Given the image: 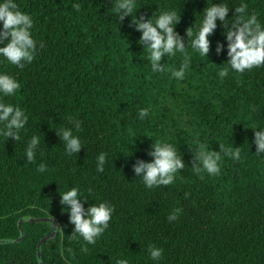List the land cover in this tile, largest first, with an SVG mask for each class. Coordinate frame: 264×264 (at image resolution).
I'll use <instances>...</instances> for the list:
<instances>
[{"label":"trees","instance_id":"16d2710c","mask_svg":"<svg viewBox=\"0 0 264 264\" xmlns=\"http://www.w3.org/2000/svg\"><path fill=\"white\" fill-rule=\"evenodd\" d=\"M212 2L136 0V15L153 13L154 20L161 11L176 10V31L187 42L186 29L195 33ZM226 2L230 8L246 4L264 24V0ZM16 3L33 19L37 48L23 68L0 57V72L20 83L2 102L19 105L28 116L20 141L0 135V264H38L36 246L53 225L30 219L43 217L58 227L40 246L43 264H264V154H256L250 128L264 127V65L243 73L231 69L226 49L215 53L222 40L218 28L208 57L191 48L189 37L191 62L177 80L171 70L184 56L162 58L165 71L154 72L137 43L140 33L130 27L131 17L119 20L115 0ZM222 68H228L223 79ZM142 108L149 111L141 120ZM75 120L79 130L70 122ZM64 128L81 139L78 153L65 151L57 135ZM33 135L40 144L30 162L25 148ZM152 141L172 143L184 159L169 185L148 188L134 173L137 159H152ZM198 143L216 151L219 144L239 147L240 158L221 154L218 174L196 172L191 149ZM101 152L106 163L99 172ZM41 163L44 172L37 170ZM74 186L89 204L114 208L94 244L71 237L74 225L59 193ZM173 213L176 219L169 221ZM19 221L23 236L15 242ZM149 245L163 249L159 261L150 258Z\"/></svg>","mask_w":264,"mask_h":264},{"label":"clouds","instance_id":"9594fccd","mask_svg":"<svg viewBox=\"0 0 264 264\" xmlns=\"http://www.w3.org/2000/svg\"><path fill=\"white\" fill-rule=\"evenodd\" d=\"M79 10L80 5H74ZM247 5L241 3L239 7L230 8L226 0L212 2L204 7L202 19L193 34L191 27L186 29L187 42L184 36L176 31V25L181 19L174 9L161 11L152 19L151 16L136 13V0H115V12L120 21L131 17L130 27L140 33L137 43L147 50L151 67L154 72L165 71L162 58L173 56L177 52L184 56L179 69H172L171 76L177 80L184 78L185 71L191 62V57L186 50L189 37L191 48L201 56L208 57L212 41L210 37L217 29H221L222 40H217L215 53L220 55L225 52L228 66L236 72L243 73L246 69L264 65V24L255 13L247 11ZM234 9V10H233ZM232 13L229 16V13ZM135 15L133 16V13ZM33 19L27 12L19 9L16 0H0V57L9 63L23 68L26 63H31L35 56L37 42L33 36ZM228 74V68H222L218 75L223 79ZM20 89L18 80L7 73L0 72V135L14 141H20V132L25 128L28 116L19 105L2 102L5 96L11 97ZM148 109L142 108L138 112L139 119L148 115ZM79 130L80 121H70ZM254 132L253 143L256 154H264V127H250ZM60 140L64 142L68 154L78 153L83 147L79 136L73 135L72 128H64L57 132ZM40 144V137L33 135L27 142L25 155L28 161L35 159V152ZM194 163L192 167L196 172L207 171L209 174H218L223 156L234 159L240 158L239 147L219 144V150L208 149L205 143L195 146ZM147 155L152 159L146 162L137 159L132 165L134 173L141 177L145 186L171 184L178 170L185 167L184 159L178 154L177 147L169 142L151 143ZM97 171L102 172L106 163V154L101 152L97 156ZM38 171L44 172L46 165H38ZM142 174V175H141ZM60 204L67 209L68 219L74 225L71 237H82L88 244H94L96 239L104 233L109 226L114 208L107 202L89 204L78 187L59 193ZM83 201V202H82ZM88 207L85 208L84 204ZM176 219L175 213L168 216V220ZM7 244L9 241L5 240ZM86 250V249H84ZM71 252V249H68ZM148 253L153 261H159L163 256V249L153 245L148 246ZM115 264H128L125 259H118Z\"/></svg>","mask_w":264,"mask_h":264},{"label":"water","instance_id":"95a60500","mask_svg":"<svg viewBox=\"0 0 264 264\" xmlns=\"http://www.w3.org/2000/svg\"><path fill=\"white\" fill-rule=\"evenodd\" d=\"M30 221H34V222H39V221H48V222H51V224L53 225V230L51 232V234L47 235V236H44L43 238L40 239V241L38 242L37 246H36V256H37V261H38V264H43L42 262V258L40 256V246L43 242L47 241L48 239L52 238L56 231H57V224H56V221H54L51 217H43V218H38V219H30ZM20 221L18 222V229L20 230L21 232V236L18 240H16L15 242H18L19 240L22 239V230H21V226H20ZM1 242V240H0Z\"/></svg>","mask_w":264,"mask_h":264}]
</instances>
